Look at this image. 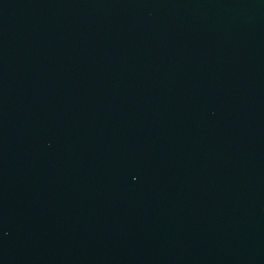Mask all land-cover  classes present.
I'll list each match as a JSON object with an SVG mask.
<instances>
[{
    "label": "water",
    "instance_id": "water-1",
    "mask_svg": "<svg viewBox=\"0 0 264 264\" xmlns=\"http://www.w3.org/2000/svg\"><path fill=\"white\" fill-rule=\"evenodd\" d=\"M0 264H264V0H0Z\"/></svg>",
    "mask_w": 264,
    "mask_h": 264
}]
</instances>
